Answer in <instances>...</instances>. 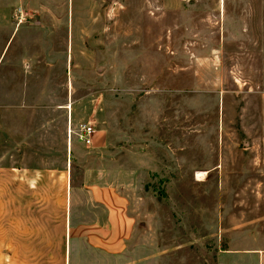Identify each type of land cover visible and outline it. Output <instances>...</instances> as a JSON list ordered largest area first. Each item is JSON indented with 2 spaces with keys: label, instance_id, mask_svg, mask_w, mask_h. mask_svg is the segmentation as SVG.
Here are the masks:
<instances>
[{
  "label": "rangeland",
  "instance_id": "obj_1",
  "mask_svg": "<svg viewBox=\"0 0 264 264\" xmlns=\"http://www.w3.org/2000/svg\"><path fill=\"white\" fill-rule=\"evenodd\" d=\"M10 157L120 190L123 264H264V0H0Z\"/></svg>",
  "mask_w": 264,
  "mask_h": 264
},
{
  "label": "crops",
  "instance_id": "obj_2",
  "mask_svg": "<svg viewBox=\"0 0 264 264\" xmlns=\"http://www.w3.org/2000/svg\"><path fill=\"white\" fill-rule=\"evenodd\" d=\"M134 225L116 187L72 183L68 158L0 162V264H123Z\"/></svg>",
  "mask_w": 264,
  "mask_h": 264
},
{
  "label": "built area",
  "instance_id": "obj_3",
  "mask_svg": "<svg viewBox=\"0 0 264 264\" xmlns=\"http://www.w3.org/2000/svg\"><path fill=\"white\" fill-rule=\"evenodd\" d=\"M23 17V13L20 8H17L16 12V18L18 21H21ZM71 129L70 127H67V136L68 139L70 137ZM72 133H74L76 139L81 142L82 144L88 145L92 142V137L94 134V129L91 125L87 123H79L76 127V130H73Z\"/></svg>",
  "mask_w": 264,
  "mask_h": 264
}]
</instances>
